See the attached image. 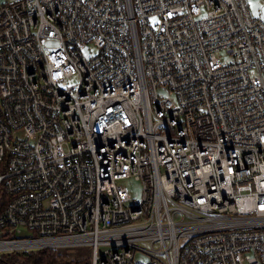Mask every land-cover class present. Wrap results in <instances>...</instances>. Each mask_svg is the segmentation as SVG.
Wrapping results in <instances>:
<instances>
[{"label": "built area", "instance_id": "2783aa9c", "mask_svg": "<svg viewBox=\"0 0 264 264\" xmlns=\"http://www.w3.org/2000/svg\"><path fill=\"white\" fill-rule=\"evenodd\" d=\"M0 188V255L264 264V20L248 0L0 4Z\"/></svg>", "mask_w": 264, "mask_h": 264}, {"label": "trees", "instance_id": "16d2710c", "mask_svg": "<svg viewBox=\"0 0 264 264\" xmlns=\"http://www.w3.org/2000/svg\"><path fill=\"white\" fill-rule=\"evenodd\" d=\"M8 198L3 188H0V213ZM64 249H42L30 252H13L0 255V264H89V260H79L69 257ZM73 253V251H72Z\"/></svg>", "mask_w": 264, "mask_h": 264}, {"label": "rangeland", "instance_id": "374dc122", "mask_svg": "<svg viewBox=\"0 0 264 264\" xmlns=\"http://www.w3.org/2000/svg\"><path fill=\"white\" fill-rule=\"evenodd\" d=\"M13 1L15 0H0V4H7ZM248 4L254 17L256 19L264 20V0H248ZM153 23H155V21H153ZM52 45H54V43L48 44V46H52ZM77 82H78V77H74L69 81L70 85L76 84ZM122 184L127 186L130 190L132 197V203H131L132 205H135L142 200L144 193V186L141 181H138L135 178H130L123 181ZM61 252H65L69 257L75 256L79 260L90 261L91 253L90 250L87 248H69V249H64ZM100 252L102 253L103 249H101Z\"/></svg>", "mask_w": 264, "mask_h": 264}]
</instances>
